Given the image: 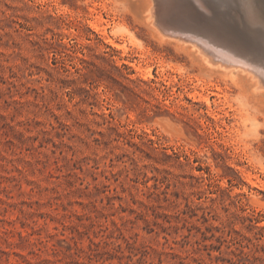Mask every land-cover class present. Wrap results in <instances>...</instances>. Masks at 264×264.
<instances>
[{
	"label": "rangeland",
	"instance_id": "rangeland-1",
	"mask_svg": "<svg viewBox=\"0 0 264 264\" xmlns=\"http://www.w3.org/2000/svg\"><path fill=\"white\" fill-rule=\"evenodd\" d=\"M148 18L0 0V264H264V171L192 96L232 81Z\"/></svg>",
	"mask_w": 264,
	"mask_h": 264
},
{
	"label": "bare ground",
	"instance_id": "bare-ground-1",
	"mask_svg": "<svg viewBox=\"0 0 264 264\" xmlns=\"http://www.w3.org/2000/svg\"><path fill=\"white\" fill-rule=\"evenodd\" d=\"M145 3L159 40H172L176 46L195 50L211 73L218 71L220 77L231 79L237 89L231 84L226 89L218 85L195 89L192 96L209 107L217 106L212 112L218 122L216 131L229 138L253 167L264 171V153L260 150L264 146V0ZM90 24L99 29L98 21ZM234 72L242 74L249 84L238 82ZM247 181L259 184L252 173L247 174Z\"/></svg>",
	"mask_w": 264,
	"mask_h": 264
}]
</instances>
